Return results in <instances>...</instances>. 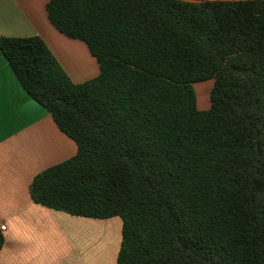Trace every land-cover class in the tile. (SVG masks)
Listing matches in <instances>:
<instances>
[{
    "label": "trees",
    "instance_id": "trees-1",
    "mask_svg": "<svg viewBox=\"0 0 264 264\" xmlns=\"http://www.w3.org/2000/svg\"><path fill=\"white\" fill-rule=\"evenodd\" d=\"M45 10L98 74L74 83L41 38H0L20 87L76 146L31 179L32 202L118 217L115 264H264V0ZM206 80L199 110L193 84Z\"/></svg>",
    "mask_w": 264,
    "mask_h": 264
},
{
    "label": "crops",
    "instance_id": "crops-1",
    "mask_svg": "<svg viewBox=\"0 0 264 264\" xmlns=\"http://www.w3.org/2000/svg\"><path fill=\"white\" fill-rule=\"evenodd\" d=\"M46 2L0 0V38L39 37L68 76L95 77L96 60L82 42L49 23ZM208 107L197 104L199 110ZM75 152L74 142L24 92L0 53V264H115L120 234L115 240L104 220L71 216L30 199L31 179Z\"/></svg>",
    "mask_w": 264,
    "mask_h": 264
},
{
    "label": "rangeland",
    "instance_id": "rangeland-1",
    "mask_svg": "<svg viewBox=\"0 0 264 264\" xmlns=\"http://www.w3.org/2000/svg\"><path fill=\"white\" fill-rule=\"evenodd\" d=\"M84 47H85V45H84ZM86 51H87V49H86ZM80 61L82 64L85 63L84 59H81ZM73 75H74V73L72 75L69 74V77L74 83H82V82L87 80V79L84 80L82 78H76ZM212 85H213L212 80H206L203 82H198V83L193 84V89L195 91L196 100H197V104L199 107L206 108L209 106V91L212 88ZM104 221L106 223L105 224L106 227H108V230H110L111 233H114V237L116 240V237H118V234H120V225H121L120 219L118 217H113V218H110V219L104 220Z\"/></svg>",
    "mask_w": 264,
    "mask_h": 264
},
{
    "label": "built area",
    "instance_id": "built-area-1",
    "mask_svg": "<svg viewBox=\"0 0 264 264\" xmlns=\"http://www.w3.org/2000/svg\"><path fill=\"white\" fill-rule=\"evenodd\" d=\"M4 229H5L4 225H0V231H2Z\"/></svg>",
    "mask_w": 264,
    "mask_h": 264
}]
</instances>
